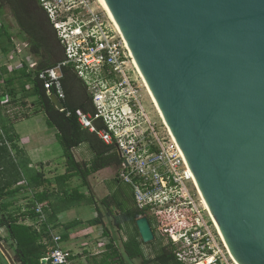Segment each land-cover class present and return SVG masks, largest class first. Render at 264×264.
Returning <instances> with one entry per match:
<instances>
[{
  "label": "water",
  "instance_id": "obj_1",
  "mask_svg": "<svg viewBox=\"0 0 264 264\" xmlns=\"http://www.w3.org/2000/svg\"><path fill=\"white\" fill-rule=\"evenodd\" d=\"M104 2L230 255L264 264V0Z\"/></svg>",
  "mask_w": 264,
  "mask_h": 264
},
{
  "label": "built area",
  "instance_id": "obj_2",
  "mask_svg": "<svg viewBox=\"0 0 264 264\" xmlns=\"http://www.w3.org/2000/svg\"><path fill=\"white\" fill-rule=\"evenodd\" d=\"M96 2L38 0L64 54L57 66L39 71L38 79L61 101L65 95L60 67H73L95 109L93 114L76 109L78 123L116 151L120 159L117 179L131 187L136 207L152 218L153 233L170 241L178 262L237 264L177 142L163 120L157 123L145 109L140 89L141 85L146 87L142 79H132L131 72L139 73L131 53L114 22ZM29 59L25 60L28 69L34 68V60ZM0 63L22 67L18 51L12 52L11 59L0 52ZM97 121L102 127L96 125ZM35 211L43 219L42 206L35 205ZM51 240L56 247L43 257L45 261L77 264L71 252L58 247L60 235L52 234Z\"/></svg>",
  "mask_w": 264,
  "mask_h": 264
},
{
  "label": "trees",
  "instance_id": "obj_3",
  "mask_svg": "<svg viewBox=\"0 0 264 264\" xmlns=\"http://www.w3.org/2000/svg\"><path fill=\"white\" fill-rule=\"evenodd\" d=\"M5 16L11 19L10 23L4 21L3 17ZM0 18L2 21L0 51L5 55L11 49H14L15 44H13L12 38L15 37L18 42L25 43L26 53H21V56L25 60L31 57L37 59L34 61L35 67L33 71L28 70L26 65L25 68L16 71L14 75L20 74L31 81L32 85L30 89H27V95L36 98L33 102L34 108L42 110L46 116L47 125L57 130V139L62 148V155L66 160L67 170L63 178L69 179L72 176H79L81 184L90 188L88 176L92 172L113 164L118 166L120 159L111 145L103 143L95 133L82 128L78 123L75 115L76 109H81L83 112L91 114L95 112L84 82L77 76L71 65L60 67V83L65 97L61 100L63 110L56 109L50 99V96L55 91L50 89L51 94H49L44 87L43 81L38 79L37 73L43 69L57 66L58 63L63 61L64 54L55 31L45 12L40 7L38 0H0ZM0 73H7L2 65H0ZM9 93L12 94L10 91ZM25 105V102H22V106ZM27 112L28 109L19 114H14L13 119L27 117ZM96 125L102 127L99 121L96 122ZM5 135V139L12 143L14 135H10L9 132ZM82 143H86L94 155L89 165L76 161L73 156L72 150ZM11 146L17 149L16 145L12 144ZM7 151L6 145L2 142L0 144V167L4 156L8 154ZM18 180L0 179V227H4L7 230L9 245L13 249V261H17L19 264H51L49 261L47 263L41 262V258L47 252L48 247L42 243L40 232L30 226L19 223L20 216L8 212V203L4 202V199L12 191L10 187ZM63 199H69V201H74L78 204L83 202L93 204L97 213L94 218L89 220V224L102 225V235H109L110 230L103 222L104 217H109L108 213H113L110 210V202L107 198L101 200L106 212L97 206L95 202L98 201L95 196L86 197L84 193L78 192L77 188L72 192L66 191ZM28 212L32 217L39 215L36 213L35 207L33 210L28 207ZM140 216H146L149 219L148 213L137 208L135 203L131 210L123 214L125 220H132L133 222ZM114 223L117 225L116 222ZM46 233L48 234L47 231ZM47 237L51 240L49 234ZM141 242L139 234L138 237L124 239L121 253L114 239L109 237L105 243V250L100 253L99 258L93 257L90 262L92 264H126L127 261L130 262L136 258H141L140 264H149L153 259L143 256ZM47 244L50 245V243ZM73 258L75 259V257ZM3 259L0 253V264H5ZM154 261L158 262V264H182L176 260L172 244L168 239L165 245L160 247L158 254L154 257Z\"/></svg>",
  "mask_w": 264,
  "mask_h": 264
},
{
  "label": "crops",
  "instance_id": "obj_4",
  "mask_svg": "<svg viewBox=\"0 0 264 264\" xmlns=\"http://www.w3.org/2000/svg\"><path fill=\"white\" fill-rule=\"evenodd\" d=\"M1 27L2 21L0 20ZM12 40L15 44L14 49L5 55L0 52L6 59H11L12 52L18 51L22 67H15V63L11 67L2 65L7 73H0V144L4 142L8 149V154L4 156L0 167V179L19 180L10 187L12 191L4 202L8 203V212L20 216L19 223L40 232L42 243L48 247L43 257L56 247L47 235L51 237L52 234H58L61 236L58 244L60 249L71 252L77 264H92L90 260L93 257L99 258L100 253L105 250V243L109 237L114 239L113 233L109 231V237L103 236L102 225L89 224V220L97 213L93 204L89 205L85 202L78 204L69 199H63L66 191L72 192L71 184L79 176L63 178L67 168L57 139V130L47 125L46 116L42 110L34 108L33 102L36 98L27 95V89H30L32 85L31 81L20 74L14 75L16 71L27 65L24 57L21 56V48L25 43L18 42L15 37ZM22 102L26 105L22 106ZM27 109V117L13 119L14 114ZM8 132L14 135L12 143L5 139V134ZM12 144L16 145L17 149L13 148ZM81 145L72 150L73 156L76 161L88 165L93 157L87 160L88 151ZM116 167L118 171L119 165ZM90 175L88 178L91 177ZM89 187L92 191L90 183ZM92 194L94 195L93 191ZM35 205L42 206L43 219L40 215L30 216L28 207L33 210ZM88 211H91L92 215L86 217L85 213ZM6 239H8L7 230L0 227V253L4 258L3 261L5 264H19L13 261V249L9 245V239L7 241ZM95 242H102L103 248L100 247V243L95 245ZM92 249L94 252L91 251Z\"/></svg>",
  "mask_w": 264,
  "mask_h": 264
},
{
  "label": "rangeland",
  "instance_id": "obj_5",
  "mask_svg": "<svg viewBox=\"0 0 264 264\" xmlns=\"http://www.w3.org/2000/svg\"><path fill=\"white\" fill-rule=\"evenodd\" d=\"M96 5H100V4L96 2ZM3 19L6 23L11 22V19L7 16L3 17ZM21 50H22V54L26 53L25 47L21 48ZM32 59L34 61L37 60L36 58H32ZM31 70L33 71L34 68H31ZM131 76L132 79H141L140 75H138L136 72H131ZM140 94H141L142 102L145 105V109L149 112L153 120L161 124V118L157 113L156 108L154 107L152 101L150 100L146 89L142 85L140 89ZM81 146H83V148H85V150L88 151V156H86V159L91 160V158L93 157V153L91 152L89 146L86 143H82ZM89 164L90 162H88V165ZM116 172H117L116 165H112L109 167L107 166L95 173L94 172L91 173L90 175L91 177L88 178V181L92 187V191L94 195L90 193L91 192L90 188L81 184L80 177L71 184V188L73 191L76 189V186L78 185L77 186L78 191L84 192V195L86 197L90 195L95 196V198L98 201L95 203H97V206L99 208H102L104 212L106 211L104 206L101 204V200L103 198H107L109 200L110 202L109 207L111 212L113 213L111 214L108 213L109 217H104L103 220L107 228H109L110 231L113 233L115 244L119 247L122 253L123 251L122 241L124 239L138 237V231L136 229L135 222H133L132 220H125L123 218V214L134 207L133 194H132V189L129 185L117 179V177L115 176ZM91 215H92L91 211L85 213L86 217ZM152 221H153L152 218L149 217L150 224H152ZM114 222H116L117 225H115ZM166 242H167V238L165 236L154 231L153 241L148 243H142V242L140 243L143 256L145 258L153 259L152 262H150L149 264H158V262L154 261V257L155 255L158 254L160 247L165 245ZM96 243L98 244L100 243V247H102L101 245L102 242H95L94 244L96 245ZM91 251L94 252V249H92ZM126 261L127 260L125 258V262ZM141 261L142 259L138 258L130 262L127 261L126 264H140Z\"/></svg>",
  "mask_w": 264,
  "mask_h": 264
},
{
  "label": "bare ground",
  "instance_id": "obj_6",
  "mask_svg": "<svg viewBox=\"0 0 264 264\" xmlns=\"http://www.w3.org/2000/svg\"><path fill=\"white\" fill-rule=\"evenodd\" d=\"M97 1H98V3L101 5V7L103 8V10H105V12L109 15V17L111 18V20L114 22V20H113L111 14H110V12H109V10H108V8H107L105 2H104V0H97ZM114 24H115V22H114ZM115 26H116L117 30H119L116 24H115ZM119 32H120V30H119ZM134 64H135V63H134ZM135 66H136V64H135ZM136 68H137V66H136ZM137 71H138V69H137ZM138 73H139V71H138ZM147 93H148V95L150 96V98H151V100H152V103H153L154 107L156 108V105L154 104V101H153V99H152V96L150 95V93H149L148 90H147ZM156 110H158V109L156 108ZM158 113H159V112H158ZM159 115H160V113H159ZM204 204H205V203H204ZM205 206H206V204H205Z\"/></svg>",
  "mask_w": 264,
  "mask_h": 264
},
{
  "label": "flooded vegetation",
  "instance_id": "obj_7",
  "mask_svg": "<svg viewBox=\"0 0 264 264\" xmlns=\"http://www.w3.org/2000/svg\"><path fill=\"white\" fill-rule=\"evenodd\" d=\"M0 20H1V18H0ZM154 234V233H153ZM156 256V255H155ZM136 259H138V258H136Z\"/></svg>",
  "mask_w": 264,
  "mask_h": 264
}]
</instances>
